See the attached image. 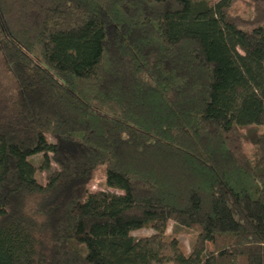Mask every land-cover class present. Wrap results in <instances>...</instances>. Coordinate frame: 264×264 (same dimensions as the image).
Returning <instances> with one entry per match:
<instances>
[{"label": "trees", "instance_id": "16d2710c", "mask_svg": "<svg viewBox=\"0 0 264 264\" xmlns=\"http://www.w3.org/2000/svg\"><path fill=\"white\" fill-rule=\"evenodd\" d=\"M235 2L0 0V264H264V0Z\"/></svg>", "mask_w": 264, "mask_h": 264}, {"label": "rangeland", "instance_id": "374dc122", "mask_svg": "<svg viewBox=\"0 0 264 264\" xmlns=\"http://www.w3.org/2000/svg\"><path fill=\"white\" fill-rule=\"evenodd\" d=\"M231 14L235 17L242 18L243 20L252 21L255 17L253 0H236L231 10ZM40 160H41V156H35L32 158V161L37 165L38 168L40 166ZM46 177H47V173L40 170L38 173L39 181L44 182V179ZM89 189L91 192H100V191L114 192V190H110L106 187L103 170H100L99 172L96 173L95 178L89 184ZM154 234L155 232L151 229H142L133 232V236L135 238L151 236ZM168 235H175L176 237H178V239L184 244L185 249L187 250L188 253L192 251V247L196 242V234L194 232L183 229L182 227L175 225V223L173 222L170 223L169 225ZM210 249L211 250L213 249L212 245L210 246Z\"/></svg>", "mask_w": 264, "mask_h": 264}]
</instances>
